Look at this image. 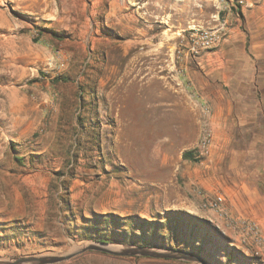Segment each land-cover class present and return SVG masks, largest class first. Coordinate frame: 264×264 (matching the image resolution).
I'll use <instances>...</instances> for the list:
<instances>
[{
  "label": "rangeland",
  "instance_id": "374dc122",
  "mask_svg": "<svg viewBox=\"0 0 264 264\" xmlns=\"http://www.w3.org/2000/svg\"><path fill=\"white\" fill-rule=\"evenodd\" d=\"M241 1L0 0V262L105 242L264 264V78ZM192 74L234 95L222 130ZM215 195L226 217L202 207ZM49 264L199 263L86 250Z\"/></svg>",
  "mask_w": 264,
  "mask_h": 264
},
{
  "label": "crops",
  "instance_id": "0c3cea01",
  "mask_svg": "<svg viewBox=\"0 0 264 264\" xmlns=\"http://www.w3.org/2000/svg\"><path fill=\"white\" fill-rule=\"evenodd\" d=\"M246 6L249 9L246 23L249 25L248 38L251 37L250 47L253 50L251 57V64H253V78H264V0H245ZM251 18V19H250ZM250 20V21H249ZM230 31L233 29H229ZM184 60V59H183ZM185 68H186V62ZM257 66V67H256ZM180 81V80H179ZM181 81H184L183 79ZM192 88L187 89L189 96L194 98V101L199 104L200 108L208 106L213 113L214 125L221 130L227 127V118L232 112L235 105L234 95L226 89H211L208 84H205L199 76L192 74L191 82ZM221 133V132H220ZM220 139V138H219ZM215 140L214 146L216 148L224 149L225 139ZM225 150V149H224ZM223 198V197H222ZM224 201V198H223ZM229 208L245 209V204L242 200L237 199L235 202L228 200Z\"/></svg>",
  "mask_w": 264,
  "mask_h": 264
},
{
  "label": "water",
  "instance_id": "95a60500",
  "mask_svg": "<svg viewBox=\"0 0 264 264\" xmlns=\"http://www.w3.org/2000/svg\"><path fill=\"white\" fill-rule=\"evenodd\" d=\"M116 247L117 246L105 242L88 243L78 248L75 252L61 256L58 255L25 256L10 261H1L0 264H49V263L62 261L75 254L84 252L86 250H98L107 253L126 255V256L140 255V256H148V257H156V258H173V259L194 261L199 264H211L205 261L204 259H202L200 256L195 255L192 252H188V251H166V250H160L158 248L138 247V246H123V247H119V249H115Z\"/></svg>",
  "mask_w": 264,
  "mask_h": 264
},
{
  "label": "built area",
  "instance_id": "2783aa9c",
  "mask_svg": "<svg viewBox=\"0 0 264 264\" xmlns=\"http://www.w3.org/2000/svg\"><path fill=\"white\" fill-rule=\"evenodd\" d=\"M240 3L242 2L241 0H239ZM223 27L220 26L219 28H215L212 30H204L202 32H200L196 38L192 41L191 45L189 46L188 50L191 54H198L199 51L201 49H206L211 47L213 44H215L216 42L219 41L220 39V30ZM202 113L203 114H207L209 112V107L208 106H203L201 108ZM211 141V136L210 133L204 129L200 139H199V152L200 153H206L208 146L210 144ZM223 205V198L220 195H215L213 198H205L204 202L202 204V207L204 209H208V210H214V211H218L220 212V216L226 217L227 214L224 211V209H222ZM237 224V228L241 229V230H247V231H252L255 233H258V226L255 222L252 221H239L236 222ZM256 242L260 244V247H257L253 254L256 258H262L264 259V241L263 238L261 236H257L256 237ZM247 252V251H246ZM245 253V251H244Z\"/></svg>",
  "mask_w": 264,
  "mask_h": 264
},
{
  "label": "trees",
  "instance_id": "16d2710c",
  "mask_svg": "<svg viewBox=\"0 0 264 264\" xmlns=\"http://www.w3.org/2000/svg\"><path fill=\"white\" fill-rule=\"evenodd\" d=\"M185 155H187V153H185Z\"/></svg>",
  "mask_w": 264,
  "mask_h": 264
},
{
  "label": "bare ground",
  "instance_id": "6f19581e",
  "mask_svg": "<svg viewBox=\"0 0 264 264\" xmlns=\"http://www.w3.org/2000/svg\"><path fill=\"white\" fill-rule=\"evenodd\" d=\"M257 206V205H256Z\"/></svg>",
  "mask_w": 264,
  "mask_h": 264
}]
</instances>
